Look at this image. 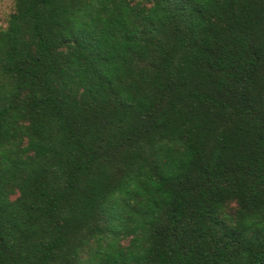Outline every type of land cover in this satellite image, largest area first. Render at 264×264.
Here are the masks:
<instances>
[{"label": "trees", "instance_id": "trees-1", "mask_svg": "<svg viewBox=\"0 0 264 264\" xmlns=\"http://www.w3.org/2000/svg\"><path fill=\"white\" fill-rule=\"evenodd\" d=\"M0 264H264V0H14Z\"/></svg>", "mask_w": 264, "mask_h": 264}, {"label": "rangeland", "instance_id": "rangeland-1", "mask_svg": "<svg viewBox=\"0 0 264 264\" xmlns=\"http://www.w3.org/2000/svg\"><path fill=\"white\" fill-rule=\"evenodd\" d=\"M14 0H0V28L6 25L8 14L13 8Z\"/></svg>", "mask_w": 264, "mask_h": 264}]
</instances>
